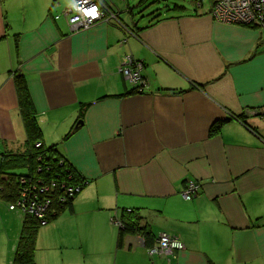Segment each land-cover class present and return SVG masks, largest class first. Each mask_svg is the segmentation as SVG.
I'll return each instance as SVG.
<instances>
[{"label": "crops", "instance_id": "obj_1", "mask_svg": "<svg viewBox=\"0 0 264 264\" xmlns=\"http://www.w3.org/2000/svg\"><path fill=\"white\" fill-rule=\"evenodd\" d=\"M70 1L0 0V152L24 150L20 72L41 141L85 181L40 225L36 264H264V31L194 2L143 27L150 18L129 0H98L110 16L75 30ZM127 56L143 64L141 91L119 72ZM187 180L200 187L191 199ZM124 210L150 245L167 232L183 248L149 255L137 233L118 244L110 218ZM6 214L0 206V264H12L19 236L10 246Z\"/></svg>", "mask_w": 264, "mask_h": 264}, {"label": "trees", "instance_id": "obj_2", "mask_svg": "<svg viewBox=\"0 0 264 264\" xmlns=\"http://www.w3.org/2000/svg\"><path fill=\"white\" fill-rule=\"evenodd\" d=\"M146 1L147 0H139L137 5L142 6ZM198 1L201 2L200 0ZM193 2L194 6H196V0H193ZM161 10V8H156L154 12L151 11V13H148L147 15H149L150 22L143 27L151 25L153 23L151 22L152 20L178 16L179 13L185 10V7L181 4L173 3L171 7L166 6L163 11ZM133 14L136 16L137 12L135 11ZM141 15L144 14H138V17ZM13 83L26 139L23 151L0 152V201L7 203V205L13 204L23 199V192H31L29 196L32 197L36 195V200L38 202L48 197L50 199V206L43 219L49 222L63 210H69L75 196L70 197L67 195L62 184L65 183L70 185L76 183L82 184L81 186H83L84 183L82 181H84V179L77 173L69 161L59 153L56 149V145L46 146L41 141L40 128L34 116L33 104L22 73H13ZM136 91L137 90L133 88L130 92ZM86 105L87 104H83L80 107L79 116L83 113ZM261 114L264 115V112ZM242 117L243 115L238 116L240 119H242ZM223 121L222 119L218 120L212 125V129L214 127L217 128ZM70 131L66 133L64 137H67ZM38 168L41 170H38ZM51 181L57 184L55 188L49 189L45 193L39 192L38 187L41 182L45 185H50ZM31 189H33L34 192L30 191ZM40 221L41 219L35 215L23 212L19 236L14 247L12 264H36L34 260V251L36 235L41 225ZM126 233L140 234L144 239L145 245L147 247L151 246L150 240L152 237H150V231L146 226L139 225V217L133 210H124L120 214L118 244Z\"/></svg>", "mask_w": 264, "mask_h": 264}, {"label": "built area", "instance_id": "obj_3", "mask_svg": "<svg viewBox=\"0 0 264 264\" xmlns=\"http://www.w3.org/2000/svg\"><path fill=\"white\" fill-rule=\"evenodd\" d=\"M200 2L196 0V4ZM210 15L222 22L237 23L243 25L258 26L264 31V0H210ZM111 14V13H110ZM112 15V14H111ZM110 16V15H109ZM106 9L100 5L98 0H71L65 12L67 23L72 29H87L92 26L96 21L109 17ZM57 18V16H55ZM143 64L139 60L127 56L125 62L119 67V72L123 78L137 91H141L146 84L144 77L141 75ZM257 112V111H256ZM264 112V108L258 111ZM38 170H41L38 168ZM83 183L85 181H82ZM38 185V184H37ZM39 192L45 193L49 189H53L57 184L51 181V184H39ZM82 184L72 183L67 185L62 184L65 192L70 197L74 196L80 189ZM35 188V186H34ZM199 184L194 180H187L184 188L181 191V196L184 199H191L199 193ZM35 190V189H34ZM30 191L34 192L33 189ZM28 192H23V199L10 204V209H21L22 212H28L40 218L41 224H45L46 220L43 219L46 211L50 206V199L43 198L41 201L36 200V195L29 196ZM63 199V198H61ZM112 224L119 226L120 220L117 218H110ZM183 248V244L176 237L162 232L156 239L155 244L147 247L149 255L156 254H173L174 251Z\"/></svg>", "mask_w": 264, "mask_h": 264}, {"label": "rangeland", "instance_id": "obj_4", "mask_svg": "<svg viewBox=\"0 0 264 264\" xmlns=\"http://www.w3.org/2000/svg\"><path fill=\"white\" fill-rule=\"evenodd\" d=\"M129 1H135L138 2V0H129ZM198 1V0H197ZM173 3H178L181 4L185 7L186 10H192L193 9V0H147L142 6H135L134 7V12H137V16L138 14H144L146 15V17H148L149 15H147L148 13H151V11H155L156 8H161L163 11V9H165L166 6L171 7L173 5ZM209 0H201V2L199 4H196V8L200 11H206L209 9ZM0 206L3 207V209L6 211V213H8V215L6 214V216L8 217L9 221H10V246L13 245L14 240H16L15 238H17V234L19 233L20 230V225H21V219L23 217V212L21 211V209L16 208L15 211H9L7 209V203H4L2 201H0ZM41 227V226H40ZM61 253L56 254V259L55 257L53 258V260L55 261H59V259L61 258ZM63 258L67 257V254L63 253Z\"/></svg>", "mask_w": 264, "mask_h": 264}, {"label": "water", "instance_id": "obj_5", "mask_svg": "<svg viewBox=\"0 0 264 264\" xmlns=\"http://www.w3.org/2000/svg\"><path fill=\"white\" fill-rule=\"evenodd\" d=\"M259 113V112H258ZM255 115L257 114L256 112L254 113ZM77 127V125L74 126V129Z\"/></svg>", "mask_w": 264, "mask_h": 264}]
</instances>
